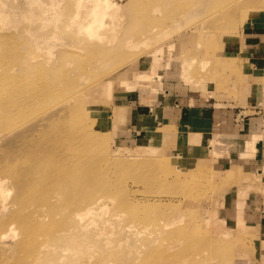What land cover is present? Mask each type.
Masks as SVG:
<instances>
[{"label": "rangeland", "instance_id": "1", "mask_svg": "<svg viewBox=\"0 0 264 264\" xmlns=\"http://www.w3.org/2000/svg\"><path fill=\"white\" fill-rule=\"evenodd\" d=\"M263 24L264 0H0V157L9 158L11 151L15 164L26 159L40 167L43 160H62L63 148L73 144L53 148L42 120L57 111L62 116L77 90L99 87L93 101L85 103L86 95L80 100L98 142L86 158L68 164L100 171L112 191H96L106 195L105 205L88 215L89 233L78 231L77 240L47 264L262 261L259 230L230 225L220 207L239 173L219 169L218 154L186 167L179 130L161 127L138 135L133 124L162 108L158 101L167 90L179 99L194 95L192 103L214 104L238 120L261 114L264 78L243 67L246 61L251 66L246 30ZM97 46L106 47V56L92 52ZM41 173L35 179L33 171L25 174L22 184L8 174L2 179L0 264H25L18 245L23 233L6 220L20 209L15 198L21 186L39 182ZM125 199L128 206H120ZM136 210L139 228L126 238L128 231H119L131 219L127 211ZM42 222L51 229L59 224ZM103 225L104 232L92 237ZM181 225L187 227L182 237L173 231ZM114 247L117 252H110ZM154 248L168 256L177 251L176 258H152Z\"/></svg>", "mask_w": 264, "mask_h": 264}, {"label": "bare ground", "instance_id": "2", "mask_svg": "<svg viewBox=\"0 0 264 264\" xmlns=\"http://www.w3.org/2000/svg\"><path fill=\"white\" fill-rule=\"evenodd\" d=\"M183 36L186 37L184 34ZM105 50L106 47L97 46L92 52L103 53L105 55ZM98 90L99 87L93 90L90 89V91L86 89L77 90L71 94L72 97L69 105L66 106L67 109L61 112L62 116L59 115L60 111H57V113L55 112L43 120L41 119V124L46 123L50 127L45 132L49 134L47 140L52 142L53 148L56 146L57 148H61L62 142H64L63 146H66L67 143L73 144L74 148H63L61 153L62 160H56L57 158L43 160L40 167L38 165L31 166V161L25 159L23 165H28V168L26 167L25 170L19 172V168L23 165L15 164L16 160L14 162L11 160L13 157L10 159L11 151H8V155L10 154L9 158L7 156L0 157V192L2 190V179L7 174L12 176L16 182L19 180V183L22 184L21 181L25 180V174L32 171L33 175L37 171L42 172L39 175L41 178L39 182H30L33 179L30 178L28 180L30 183L26 182V184L21 186L15 198L17 203H20V209L14 210L13 213L8 215L6 220L10 225L12 223L17 224L23 233V238L19 241L18 245L21 248L22 259L25 264L56 262V258L52 261H48V258L54 255L65 243L77 240L76 235L79 233L78 231L89 233L87 231L90 226V222L87 220L88 215L97 213L105 205L104 198L106 195H96V191L101 189H104L106 193L112 191L109 183L99 173L100 171L92 170L86 165L81 168L82 171H77L74 168H70L68 164L70 161L75 162L76 160L80 161L86 158L87 155L93 152L92 144L98 142V138L89 131L91 128L87 120L89 110L84 111L80 103V100L83 99L82 95H86L85 103L93 101ZM36 124L31 126V128H35ZM33 177L34 179L36 178L35 175ZM27 193L29 195L26 196ZM31 202H34L33 206L30 204ZM17 203L13 201L11 206L16 207ZM127 204L128 202L125 199V201H121L120 206H128ZM127 213L131 219L119 231L126 232L125 230H127L126 238L136 232L139 227L135 224V220L141 218V213L138 210L131 212V215L129 211ZM42 221L50 223L59 222V224L57 225V229L54 226L51 229V226L47 228V225ZM191 225V228H193V226H196V223ZM198 226L193 229H198ZM174 228L173 231L176 233L179 231L178 234L181 237L186 233L184 228L187 229V227L182 225L175 226ZM85 229L86 231H84ZM104 230L105 227L103 225L98 233L93 232L92 237L99 236ZM50 241L51 243L49 244ZM174 244L179 245L178 243ZM110 252L116 253L117 249L114 247ZM176 252H170L171 254L168 256L165 249L154 248L149 255L156 259L166 257L165 259L169 261L176 258ZM83 259L85 260L86 258Z\"/></svg>", "mask_w": 264, "mask_h": 264}, {"label": "crops", "instance_id": "3", "mask_svg": "<svg viewBox=\"0 0 264 264\" xmlns=\"http://www.w3.org/2000/svg\"><path fill=\"white\" fill-rule=\"evenodd\" d=\"M246 31L249 33H245L246 44L243 47L250 57L251 66L246 61L243 72L264 78V24L256 26L255 30L249 27ZM259 90L264 95V85ZM167 91L160 99L162 102L158 101L164 105L162 108L158 106L154 112L147 111L135 119L133 125L139 128L138 135L142 130L152 133L161 127L179 130L182 143L178 152L186 167L203 161L211 154H218L216 165L219 169L239 173L236 182L219 201L224 218L230 225L241 224L246 229H258L264 241V111L238 120L234 113L218 109L214 104L192 103L194 95L179 99L172 93L169 95L172 90ZM262 102L264 104V99ZM192 135L197 137V142L190 139ZM210 143L213 146H209ZM254 177L259 181L256 182ZM260 260L259 264H264V253Z\"/></svg>", "mask_w": 264, "mask_h": 264}]
</instances>
